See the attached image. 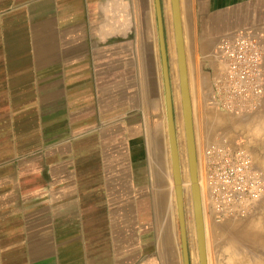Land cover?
Wrapping results in <instances>:
<instances>
[{
  "label": "crops",
  "instance_id": "0c3cea01",
  "mask_svg": "<svg viewBox=\"0 0 264 264\" xmlns=\"http://www.w3.org/2000/svg\"><path fill=\"white\" fill-rule=\"evenodd\" d=\"M179 8L196 140L219 40L263 41L264 0ZM171 182L154 0H0V264H183Z\"/></svg>",
  "mask_w": 264,
  "mask_h": 264
},
{
  "label": "built area",
  "instance_id": "2783aa9c",
  "mask_svg": "<svg viewBox=\"0 0 264 264\" xmlns=\"http://www.w3.org/2000/svg\"><path fill=\"white\" fill-rule=\"evenodd\" d=\"M210 104L227 114L259 109L264 96V43L255 34L222 37ZM209 201L217 216H243L264 193V184L245 150L210 145L205 149ZM239 206V208H238ZM237 208V209H236Z\"/></svg>",
  "mask_w": 264,
  "mask_h": 264
},
{
  "label": "rangeland",
  "instance_id": "374dc122",
  "mask_svg": "<svg viewBox=\"0 0 264 264\" xmlns=\"http://www.w3.org/2000/svg\"><path fill=\"white\" fill-rule=\"evenodd\" d=\"M169 26H170V34L169 37L172 39H169L167 42V56H168V63H169V69H170V82H171V88H172V98H173V106H174V116H175V126H176V134H177V143H179L178 140V123L181 124L183 129V119H182V112H181V100H180V90H179V76H178V68H177V56H176V48H175V42H174V35H173V25H172V19L171 15L169 16ZM260 38V36H258ZM262 37V36H261ZM263 38V37H262ZM261 39V38H260ZM170 41V43H169ZM264 41V40H263ZM172 42V44H171ZM170 46L172 47L173 53H174V74L176 75V86L177 88L173 89L172 85V67H171V60H170ZM188 64V82L189 87H191V93L193 90V66L191 61H187ZM264 64V63H263ZM198 68V63L197 67ZM219 68V65H218ZM218 69H216V72ZM215 72V73H216ZM190 91V88H189ZM209 105H211L209 103ZM212 113H211V119L209 118H203L201 120V123L198 126V129L200 131V137L194 136L195 141V148H196V158H197V171H198V178L199 183H201V192H203V216H204V224H205V245H206V257H207V264H216L214 262L213 258V248H212V239L213 235L217 233L218 238L221 240L223 239V242L226 243L224 240V228L223 225L226 222L231 223H240L243 222V220H249L251 223H258V214L259 210L254 213V210L251 209L248 214L243 215L244 218L242 219H233L234 215H225V216H217L216 213L213 212V217L210 216L211 213V205L209 201V195H208V188L206 183V177H207V168L205 164V156L204 152L205 149L211 145V144H217V145H228L229 146V139L232 143L231 146H234V148H238V146H242L245 149H247L252 154V163L250 162L252 170L257 167L259 169V172L261 173L262 177L264 178V144H261V136H264V118L261 116V110L260 108L255 111L257 121H253L250 124L251 130L249 131V135L247 136V139L250 143L243 144V114H227L222 111L217 110L214 105H211ZM192 107V106H191ZM192 121H193V109H192ZM256 130V134L253 133L251 138V132ZM194 132V128H193ZM184 133V130H183ZM184 142H185V135H184ZM243 144V145H241ZM167 146H168V157H169V166L171 168V161H170V153H169V145H168V137H167ZM226 146L227 148H229ZM239 147V148H242ZM242 148V149H243ZM259 159V162L257 163L256 160ZM180 161V167H181V175H182V187H183V199H184V206H185V218H186V225H187V237H188V248H189V254H190V264H192V255L195 254L197 258V264L198 263V250H197V240H196V232H195V223H194V215H193V207H192V196L190 191V179H189V171H188V165H187V155L185 156V164L186 169L183 167V160L181 157L179 158ZM185 170V171H184ZM172 180V176H171ZM187 180V181H186ZM186 181V182H185ZM170 190L172 192L173 196V203H174V209H175V221L177 229L179 230V223L177 218V209H176V201H175V193H174V187L173 182L170 183ZM186 187L189 188V195L186 194ZM205 194V195H204ZM261 208L262 213L264 216V197L261 201ZM191 207L192 209V218H193V224H194V241L192 242L189 236V230H188V224H187V208ZM213 211V210H212ZM212 218V219H211ZM242 220V221H240ZM180 232V231H179ZM260 238H257L255 240V243L259 244L260 246H263L264 244L260 242ZM228 243V244H227ZM227 250L226 255L219 256V262L217 260V264H248L246 263L244 254L248 251H255V253H251V258H255L256 260L259 259V262L264 264V255L262 257L263 251L260 249H254L252 244H245L243 243L242 246H239L237 248H231L229 246L230 242H227ZM257 250V251H256ZM260 250V251H259ZM256 254V255H254ZM258 256V258H257ZM262 257V260L260 261Z\"/></svg>",
  "mask_w": 264,
  "mask_h": 264
},
{
  "label": "water",
  "instance_id": "95a60500",
  "mask_svg": "<svg viewBox=\"0 0 264 264\" xmlns=\"http://www.w3.org/2000/svg\"><path fill=\"white\" fill-rule=\"evenodd\" d=\"M157 15L160 55L162 64V77L165 88L166 115H167V137L171 161V176L175 193L177 218L182 246L183 264H190V254L188 248L187 225L185 218V206L183 199L182 175L179 161L177 134L175 126L174 106L172 98V88L170 82V70L167 56V46L164 35V24L161 9V0H154ZM173 30L175 38V48L177 56V68L179 76V90L181 100V112L183 119V130L185 135V148L187 155V165L190 179V191L192 196L193 215L198 249L199 264H207L205 229L203 224V211L198 183L197 158L193 132L192 107L187 76V64L182 35L179 0H170Z\"/></svg>",
  "mask_w": 264,
  "mask_h": 264
},
{
  "label": "bare ground",
  "instance_id": "6f19581e",
  "mask_svg": "<svg viewBox=\"0 0 264 264\" xmlns=\"http://www.w3.org/2000/svg\"><path fill=\"white\" fill-rule=\"evenodd\" d=\"M171 14H172V11H171ZM168 15H169V11H168ZM168 20H169V18H168ZM169 39H172V38L170 37ZM169 43H170V41H169ZM171 44H172V42H171ZM170 49H171V51H170V56L169 57H170V60H171L170 63H171V67H172V70H173V73H172V85H173V89L174 88L176 89L177 88V86H176L177 79H176V75L174 74V71H175V69H174V67H175L174 65L175 64H174V61H173L174 53H173V50H172L171 46H170ZM187 76H188V73H187ZM256 113H254L253 111L252 112H247L245 110L243 111V129L248 131V132H246L247 136L249 135V131L251 130L250 124L253 121L255 122V121L258 120L256 118ZM253 133L256 134V130L251 132V138L252 139H254V137H252ZM178 140H179V143H178L179 158L181 157V159L183 160V164H184L183 167H184V169H186V164H185L186 148H185V142H184V133H183V129H182V126H181L180 123H178ZM211 145H213V144H211ZM214 145H217V144H214ZM219 146H227V145H219ZM239 147H238V149H241V150L244 149L242 146L241 147L243 149L239 148ZM245 153L248 155V158L250 159V162L252 163L251 160H252V154L253 153L249 154L250 152L247 149H245ZM256 162L258 163L259 159H257ZM253 171H254V174L258 175V178H259L260 182H262L264 184V178L262 177L261 173L259 172V169L257 167H255L253 169ZM198 183H199V178H198ZM199 188H200V196H201V203H202L204 198H203V192H201V183H199ZM186 194L189 195V188L188 187H186ZM263 197H264V193H261L260 198L252 204V209L254 210V213L259 210V214H258L259 217L256 218V219H258V223L255 224V223L249 222V220H243V222L238 223V224H240L239 227L236 225L235 227H231V229H232V232H233V230L235 228H237L238 232L240 233L239 236L236 237V239L238 241H240V239H242V241H241L242 243L252 244L254 249H260L261 251L264 252L263 246H260L258 243L257 244L255 243V240L257 238H260L261 239L260 242H262L264 244V216H263L262 208H261V206H262L261 205V201H262ZM210 205H211V209L213 210L212 203H210ZM192 207H193V205H192ZM238 208H239V206H238ZM212 210H211V213H210L211 217H213V212H214V210L213 211ZM202 211H203V205H202ZM248 213H246V214H248ZM242 218H244V217L241 216V215L238 216V214H235V217L233 219L237 220V219H242ZM240 221H242V220H240ZM187 224H188L189 236H190L191 241L193 242L194 241V224H193L191 207L187 208ZM203 224H204V216H203ZM204 228H205V224H204ZM223 228H225L224 229L225 231H226V229L231 230L227 223H225L223 225ZM212 245H213V239H212ZM239 246H242V244L239 243L235 248H237ZM223 249H225V248H223ZM251 253H255V251H251V252L247 251L244 254L246 263H248V264H262L261 262H259V259L256 260L253 257L251 258L250 257ZM254 255H256V254H254ZM263 255H264V253H262V257H263ZM262 257H261L260 261L262 260ZM257 258H258V256H257ZM198 263H199V261H198ZM192 264H197V258H196L195 254L192 255Z\"/></svg>",
  "mask_w": 264,
  "mask_h": 264
}]
</instances>
